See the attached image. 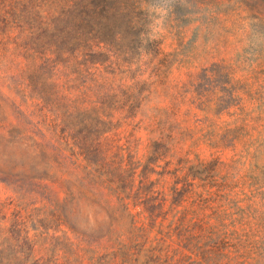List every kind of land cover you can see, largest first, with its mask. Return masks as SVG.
<instances>
[{
  "label": "trees",
  "instance_id": "1",
  "mask_svg": "<svg viewBox=\"0 0 264 264\" xmlns=\"http://www.w3.org/2000/svg\"><path fill=\"white\" fill-rule=\"evenodd\" d=\"M147 18L141 4L0 0V144L20 151L2 150L0 180L49 221L31 233L21 210L0 219V264H255L256 211L221 156L196 153L200 139L186 147L193 130L156 94L161 69L96 57L141 33L153 55Z\"/></svg>",
  "mask_w": 264,
  "mask_h": 264
},
{
  "label": "rangeland",
  "instance_id": "2",
  "mask_svg": "<svg viewBox=\"0 0 264 264\" xmlns=\"http://www.w3.org/2000/svg\"><path fill=\"white\" fill-rule=\"evenodd\" d=\"M108 1L141 4L149 12L146 28L152 34V25L161 15L150 9L167 12L161 25L166 31L156 34L160 45L152 47L153 55H145L144 47L150 49L151 45L129 34L108 47H96L101 52L96 57L106 59V49H113L135 62L134 68L141 64L145 69L152 59L145 77L154 67L161 69L156 94L162 106L176 107L178 119L187 121L193 130L194 137L186 147L200 139L193 145L196 153L204 158L212 153L221 156L241 205L256 211L254 262L264 264V50L249 55L236 31L241 12L264 20V0ZM225 134V148L213 147ZM2 150L11 157L20 156L11 145L0 144V166ZM40 208V204L0 180V219L6 217L5 224L21 210L31 233H45L49 221ZM71 210L80 225L94 227L95 213L86 201H76Z\"/></svg>",
  "mask_w": 264,
  "mask_h": 264
},
{
  "label": "clouds",
  "instance_id": "3",
  "mask_svg": "<svg viewBox=\"0 0 264 264\" xmlns=\"http://www.w3.org/2000/svg\"><path fill=\"white\" fill-rule=\"evenodd\" d=\"M196 5H190L189 7H195ZM150 11L157 12L161 15L160 20H156L152 25L153 34L152 39H159L160 35L165 34V29L161 26L163 23V17L167 15L164 9L151 8ZM238 37L241 41L243 48L249 49V55L259 54L261 50H264V20L256 16H252L247 12H241L238 18V24L236 28ZM141 39H144V33H141Z\"/></svg>",
  "mask_w": 264,
  "mask_h": 264
}]
</instances>
